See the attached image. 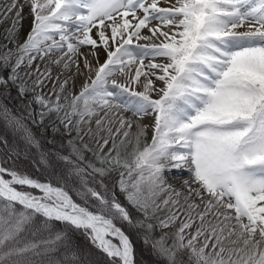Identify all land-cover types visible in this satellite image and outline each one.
I'll return each instance as SVG.
<instances>
[{
	"label": "snow or ice",
	"instance_id": "6c2138e0",
	"mask_svg": "<svg viewBox=\"0 0 264 264\" xmlns=\"http://www.w3.org/2000/svg\"><path fill=\"white\" fill-rule=\"evenodd\" d=\"M0 17V264H101L78 234L104 264H148L118 223L152 264H264V0H5Z\"/></svg>",
	"mask_w": 264,
	"mask_h": 264
},
{
	"label": "rangeland",
	"instance_id": "374dc122",
	"mask_svg": "<svg viewBox=\"0 0 264 264\" xmlns=\"http://www.w3.org/2000/svg\"><path fill=\"white\" fill-rule=\"evenodd\" d=\"M174 1V0H173ZM5 0H0V4L4 3ZM162 6H169L168 4H163L162 3ZM27 9H25V14L27 15ZM0 21H3V22H0V46L2 45H5L7 44V48H12L14 49L15 48V45L12 44V43H9L8 40L5 39V36H6V29L10 28L11 25H12V20L11 19H7V20H4L3 17H0ZM23 29L21 31V35H20V42L22 43L24 38L26 37V34L27 32L30 30V24H31V17H28L26 20H24L23 22ZM154 24L155 23H158V22H153ZM145 31V34H147L146 30ZM95 33V29H93V34ZM58 39V37H57ZM141 43H145V41H141ZM83 50V49H82ZM7 51V49L3 48V47H0V54H3V52ZM36 63V62H35ZM147 63V61L145 62ZM42 66L44 67V62H42ZM52 69H53V73L56 75L58 69L56 68L55 65H51ZM54 75V76H55ZM55 78V77H54ZM86 75L84 76H77L76 77V87H75V91L78 92L79 89H80V86L81 84L83 83V81L86 79ZM12 95L15 96L16 95V92L15 90L12 91ZM144 120H146L147 124H151L152 123V119L151 117H146ZM151 135H152V132H151V128H149L147 130V134L144 138H142V143H141V148L143 147V141L144 140H147L148 142H150L151 140ZM47 136L49 138H51V133L49 131V133L47 134ZM57 140H59V137H57ZM135 145V141L132 140V143L131 144H128L127 145V152H131L133 147ZM124 154V150L122 149V155ZM90 155V154H89ZM32 165H34L33 163H31ZM35 166V165H34ZM120 200L122 203H125L126 204V201L124 200V197L123 196H120ZM133 214L137 215L135 212H133ZM171 229H163V230H160L158 229L157 232L155 233L156 236H160V235H163L164 233H169L171 234L170 232ZM168 243L170 244L171 243V240L169 239L168 240ZM185 259H187V257H185Z\"/></svg>",
	"mask_w": 264,
	"mask_h": 264
},
{
	"label": "trees",
	"instance_id": "16d2710c",
	"mask_svg": "<svg viewBox=\"0 0 264 264\" xmlns=\"http://www.w3.org/2000/svg\"><path fill=\"white\" fill-rule=\"evenodd\" d=\"M14 103H19V101H14ZM35 130V129H34ZM3 129H2V126H0V132H2ZM39 134V133H38ZM2 153H3V148L2 146H0V159H2ZM5 167H11L12 166V163L9 162V163H6L4 164ZM19 167L22 168L24 171L30 173L34 178L36 179H39L41 181L45 180L46 177L36 169V166L32 165L31 162H27V161H21L19 162ZM119 177L117 176L116 179H118ZM33 192H35L34 190H31ZM73 198L78 202V203H83V201H81L79 199V197L76 195V193L73 191L70 193ZM135 215V214H133ZM118 226L122 227L123 230L125 232H127L129 235L132 236V239H133V242L136 244V248H137V253H138V256H137V259L138 260H141L143 259L144 261H147L148 264H152V258L148 255V252L145 250L144 251V255L143 257H141L139 255V253L141 252L142 250V245L140 243V240L137 238L136 234L134 233V231L132 229H130L127 224H119L118 223ZM77 239L78 241L82 244V246H84L85 248L91 250L92 252H94L96 254V257L98 259H100L101 261V264H104V257H103V254L99 253L96 249H94L90 242H88L86 240V238H84L82 235H77Z\"/></svg>",
	"mask_w": 264,
	"mask_h": 264
},
{
	"label": "bare ground",
	"instance_id": "6f19581e",
	"mask_svg": "<svg viewBox=\"0 0 264 264\" xmlns=\"http://www.w3.org/2000/svg\"><path fill=\"white\" fill-rule=\"evenodd\" d=\"M173 2H174V1H173ZM101 60H103V57L101 58ZM36 63L39 64V66H40L41 68H43V66H42V62H41V61H36ZM54 75H55V74L53 73V78L55 77ZM70 83H71V82H70ZM49 87H51V86L49 85ZM44 91L47 92V91H48V88H46ZM154 98H155V95H154ZM144 123L147 124L146 120H144ZM135 131H136V128H135V125H133V128L130 130V133H135ZM128 139H131V140H134V141H135V137H134L133 135H130V137H129ZM168 230H169V229H168ZM172 231H173V230L171 229L170 232H172Z\"/></svg>",
	"mask_w": 264,
	"mask_h": 264
}]
</instances>
